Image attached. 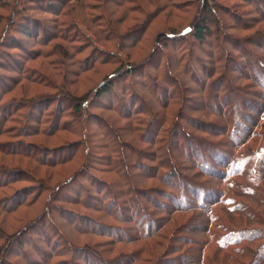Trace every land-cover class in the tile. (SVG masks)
Masks as SVG:
<instances>
[{
  "label": "rangeland",
  "instance_id": "374dc122",
  "mask_svg": "<svg viewBox=\"0 0 264 264\" xmlns=\"http://www.w3.org/2000/svg\"><path fill=\"white\" fill-rule=\"evenodd\" d=\"M77 1L0 0V147H6L4 153L22 149L29 153L33 146L50 152L46 160L74 152L70 162L52 168L39 164L37 158L0 153V186L5 193L3 196L0 191V264H126L131 255L145 260L141 237L150 230L154 232L153 223L157 222L160 228L150 234L171 233L166 239L153 240L169 246L160 264H205L210 258L221 264L226 255L225 264H264V235L260 232H264V206L258 199H248V195H232L225 180L217 178L223 168L215 165L213 154L204 156L207 151L201 149L200 155L195 146L197 141L208 144L224 140L228 147L214 152L219 155L217 160H222L226 152H237L234 144L240 143L232 137L210 139L201 130L219 134L222 128H228L230 133L232 125L227 121L233 120L239 124V139L250 120L244 115H254L248 107L258 110L264 104V0H208L214 6L207 14L200 11L206 0H82L85 11L75 8L72 13H79L81 26L76 19L63 17ZM56 18L80 27L68 30L65 41L64 26L58 27L62 30L53 27ZM108 22L117 31L116 41L104 40L109 31L100 26ZM202 23L208 27V35L200 43L187 31ZM60 46L68 49L69 58L64 51L59 52ZM99 56L110 63L99 64ZM112 57L124 64L121 70ZM186 62L190 72L183 69ZM65 68L67 74L65 70L61 73ZM84 68L89 69L83 72ZM31 72L33 76H28ZM112 74V90L99 97L93 94ZM27 78H45L65 92L29 83ZM215 80L224 87H213L212 91ZM228 86L238 93L228 92ZM211 91L219 97L208 103ZM170 95H174L171 101L167 99ZM180 95H184L183 104ZM86 97L89 103L82 102L86 106L69 122L82 127V139L71 133L49 135L52 129L38 134L40 125L50 129L57 122L60 109L68 111V98ZM148 107L158 113L151 122L152 132L157 124L159 127L160 118L164 121L162 130L179 125L177 137L172 138L181 148L182 155L174 152L179 167L167 155L168 137L162 131L158 136L142 137L144 128L138 126L141 131L134 132L122 116L133 109L145 112ZM263 113L258 116L259 129L254 134L263 132ZM139 118L148 120L141 114ZM261 139L258 136L244 141L238 153L252 152L258 157L257 166L264 170V152L258 148ZM75 143L79 144L76 150L70 148ZM159 146L162 149L158 152ZM160 160L177 172L180 168L181 177L188 178V182L205 162L203 175L195 182H209L211 190L224 192L230 202L235 198L242 212L236 213L233 220L226 208L212 207L216 194L204 197L185 190L177 193L172 189L177 179L166 176L165 180L170 171L161 169L159 175H163L155 176ZM118 171L133 176L129 177L130 181L133 178L132 185L152 198L146 201L132 188V193L126 194V182L118 180ZM148 173L155 178L144 179ZM11 174L17 182L12 183L15 178ZM15 191L21 192L27 203L14 202L20 207L4 211L3 198L9 202ZM180 193L187 205H193L182 215L174 211L185 203L179 200ZM133 194L135 201H141L140 206L131 205ZM172 197L177 199L173 202ZM200 205L205 206L204 210ZM246 206L257 209L258 214L250 217L254 220L245 216ZM108 208L119 217L114 219ZM143 209L149 218L145 219ZM169 214L172 219L167 223ZM140 216L145 220L138 224ZM213 217L216 221L211 223ZM121 218L130 220L118 221ZM217 225L221 229L213 228ZM235 229L256 233L229 232ZM251 235L260 237L246 241ZM217 238L238 245L225 246L237 251L219 250ZM173 245L180 251L169 254ZM162 250L155 248L159 255Z\"/></svg>",
  "mask_w": 264,
  "mask_h": 264
},
{
  "label": "trees",
  "instance_id": "16d2710c",
  "mask_svg": "<svg viewBox=\"0 0 264 264\" xmlns=\"http://www.w3.org/2000/svg\"><path fill=\"white\" fill-rule=\"evenodd\" d=\"M212 1H208L206 0L204 3H202L201 7H200V11L204 12L205 14L209 13V10L211 9L210 6H214V5H211ZM85 7L86 6H83V3H82V0H78L77 1V4L74 6V7H71L69 8L66 12V14L63 16L64 18H67V17H72L74 19L77 20V23L81 26V20L82 18L80 17L79 13L77 15H72V13L74 12L75 8H77V10L79 11V9L81 11H85ZM56 13V15L58 14V12H54ZM61 16V15H60ZM58 16V18L60 17ZM263 16V15H262ZM264 17V16H263ZM17 18V17H15ZM74 21V20H73ZM107 22V21H106ZM256 22V21H255ZM77 23H70V22H67L66 20H59L56 18V20L54 21V24H53V27L58 28L60 25L61 26H64L63 28H58L59 30L63 29V32L65 35L67 36H63L64 40L66 41L68 39V30H73L77 27H80ZM33 24V22L31 23ZM101 28L105 29L106 27V30H108V34H109V37H105L104 40H108V41H116L117 38H118V34H117V31L115 30V28H113L114 26H112L109 22L105 25V26H100ZM100 32H102L103 30H99ZM98 32V30H97ZM187 33H190L191 34V37L194 39V41H197V42H200V43H203L204 42V37L208 35V27L204 25V23H202V25L200 26H197V27H194V28H191V27H188V31ZM23 35H28L27 33L26 34H23ZM47 39H49V36L47 37ZM47 39H45V41H47ZM109 43V42H108ZM56 46V45H55ZM62 49H59V52L60 51H64L65 52V55L67 56V58H69V51L66 47H63V46H60ZM55 47H52V51H57V49ZM53 52H50L49 54H52ZM48 54V55H49ZM101 57V56H99ZM114 59L113 63L117 64L119 69L121 70L123 67H124V64L120 61V60H116L115 57H112ZM93 64H95V62L97 61H91ZM107 63H110V60L109 59H104V58H100L99 59V64L103 65V64H107ZM78 64V63H76ZM93 64H90L91 66ZM63 65V64H62ZM89 66V65H88ZM123 66V67H122ZM192 68V67H191ZM87 69L89 68H84L82 71H87ZM183 69L184 70H189V64L188 62H186L183 66ZM65 70V73H66V68L65 69H62L61 73ZM116 72V71H115ZM128 73V71H127ZM32 74H34V72H31L30 75L28 76H33ZM67 74V73H66ZM192 75V73H191ZM27 76V77H28ZM65 76V75H64ZM121 76H119L118 78H120ZM210 74L208 73L207 74V78H210ZM112 78H114V75H110V78L109 80L107 81V83L104 81V83H102L94 92L93 94L97 95L99 97V95H103V94H106L108 92H110L112 90ZM192 78H194V76H192ZM108 79V78H107ZM27 82L29 83H33V82H36L38 85H44V86H48L49 88H52V89H55V91H60L62 90L63 92H65L64 88L63 87H57L55 86L54 84H52L50 81H48L47 79L44 78L41 79L40 81H36L35 78H33L32 80H30L29 78H27L26 80ZM215 83V84H214ZM212 85V91H213V87H224L222 85V82H220V80H215L211 83ZM217 85V86H216ZM152 86H155V84H152ZM207 87L204 88L203 92L205 91ZM226 89V88H225ZM228 92L230 93H238L237 90L231 88L230 86H228L227 88ZM231 90V91H230ZM180 91L182 93H184V90L182 88H180ZM212 91L209 93V95L207 96L209 101L208 103L210 102H215L216 99L219 97H217V95L213 94L212 95ZM242 93V92H241ZM174 95H170V97L168 96L167 99L169 101L172 100V97ZM184 95H180L179 96V101L182 102V104L185 102L184 100ZM60 98V97H59ZM58 98V99H59ZM223 98V97H222ZM67 99V98H66ZM69 99V100H68ZM67 101L68 103V111L66 112L65 109H60L59 110V113H58V116L56 117V121L54 123V125L50 126V129H45V128H42V126L40 125L39 128L36 129V131H38V134H44V132L47 130H51L50 131V134L49 135H57L58 133H71V134H75L77 135V137H79L80 139H82L81 137V131H82V127H77L76 124L71 126L69 122H71V119L72 118H76V116L78 114H80L81 110L84 108V106H86L84 103L82 102H87L88 100V97L86 98H81V99H74V98H68ZM228 98H227V95L225 96V98L223 99L224 101H226ZM65 101V99H64ZM70 101V102H69ZM166 103V107L169 106L168 102ZM89 103V102H87ZM181 104V105H182ZM164 106V107H165ZM214 108V107H213ZM218 109V107L216 108ZM249 110H252L253 114L256 115L254 117L253 116H247V115H244L245 117H249L250 120H249V124H248V128H245L244 130V133L241 137H238L236 138V134H237V127H238V123L236 121H233V120H228L227 123H230L232 125V130L230 131V133H228V128L224 129L222 128L220 131H219V134L215 133V134H212L210 132H204L203 130H201L202 133H205L207 134L210 139L211 138H214V137H224V138H227L228 137H232L236 142L240 143L241 145L243 144L244 141L246 140H251L253 138H257L258 136L259 137H262V142L259 143L258 145H260V147H258L260 150H262L261 153L264 152V126L261 127V129L263 130V132L261 134H254L256 129H259V120H258V116L260 115V113H262V111L264 112V104H261L260 106V109L258 110H254L253 108H249ZM215 110V109H213ZM216 111V110H215ZM134 112V113H133ZM56 113V112H55ZM54 113V114H55ZM214 113V112H213ZM139 114L143 115L144 117H146L148 120L147 122H145V120L143 119H140L139 118ZM157 112H155L152 108L148 107L147 110H145V112H142L141 110H131V112L129 114H123L122 116L123 117H126L124 119H128L129 122L132 124L133 126V129H134V132H140L141 130H139L137 127L138 126H142L144 128V130L142 131V137L143 136H147V135H152L153 137L154 136H158L159 133L162 131L163 134H165L167 137H168V141H167V151H168V156H169V159H171L173 162H175L176 166L179 167L178 163L175 161V157H174V152H179V155H182L181 153V148L180 146L178 145L179 142L178 141H172V138L175 136L177 137V134H178V130H179V125H175V124H172L168 129H163L162 130V127H163V124H164V121L163 119L160 118V123H159V127H158V124L156 125V128L154 129V132H152V125H151V122L153 120V116L156 115L157 117ZM136 115V117H135ZM218 115V114H217ZM54 116V115H53ZM64 118H71L69 121H63ZM241 118H244L243 116H241ZM159 120V119H158ZM188 120V119H187ZM7 121H5L4 123H7ZM189 123H191L190 120H188ZM192 124V123H191ZM202 129V128H201ZM8 130H4V132H7ZM4 132H1V135L4 134ZM149 137V136H148ZM141 138V137H140ZM86 139V137H85ZM148 144H154L152 142H148ZM187 144L190 146V143L189 141L187 142ZM240 144H234V146L236 145V150L237 152H232V153H227L226 152V156L224 157L223 156V159L222 160H217L218 156L215 155V151H217L219 148L222 149V148H225V147H228V144L227 146H225V141L224 140H221L217 143H201L200 141H197L196 143V151H200L201 149L202 150H206L207 151V154H205L204 156L208 155V156H211V154H213L212 159L214 160V163L215 165H217L218 167L220 168H223L222 172H217L219 173L221 176H217V178H220L223 180H225V183L227 185V188L232 192V195H235L237 194L238 196L240 195H248V199L250 200H254L256 201L257 199L259 200L258 202L261 203L263 206H264V170H262L261 168H259L257 165H258V157L257 156H254L252 154V152L249 154L248 152H243V153H238L240 149ZM193 143L191 144V148L193 147ZM77 146H79V144L75 143L73 144L70 148H74L76 150ZM174 146H175V149H174ZM233 146V147H234ZM4 148L6 147H0V153L2 155H8V156H21L23 155V157H31V158H34V159H38V163L45 166V167H48V168H52V167H55V166H58V165H61V164H64V163H68L72 160V158L74 157V152H71L69 155L70 156H65V157H62V156H55L54 158L51 157L49 158L50 160H46L45 157L46 156H49L50 152L49 151H41V150H38L36 147H33L31 146V148H34L32 151L30 150V152H26L25 150H12L11 152L8 151L6 153H4ZM161 147L159 146L158 148V152L161 151ZM41 153V154H39ZM181 153V154H180ZM198 154H200L198 152ZM229 154V155H228ZM40 155V156H39ZM201 155V154H200ZM73 156V157H72ZM41 157V158H39ZM50 157V156H49ZM183 157L185 158L186 156L183 155ZM204 158V157H203ZM36 159V160H37ZM47 161V163H46ZM119 161V160H118ZM264 163V161H263ZM130 165V164H129ZM159 169L157 171V173L155 174V176H158L160 177L161 175L163 174H160V171L162 172L161 169H165V170H168L170 172H166L167 174H165V180H168L170 179V177L172 176L174 179H177V184L176 185H172V189H174V191H176L178 193V190L180 192H183V190L185 191H188L191 195H200V194H203L204 197H207L209 195H212V194H216V197L213 198V200L211 201L213 203V206H219L221 208H226L229 213H232V219L233 220H236L235 217H237V214L238 212H242L240 211V209L238 208L239 205H238V200L236 202L235 198H231L232 201L230 202L228 199V197L226 196V194L219 190L215 191V190H211V186L209 184V182H200V181H196V179H198L200 176H202L203 174L202 171L206 168L205 166V162H203L202 164H200L196 169L199 171L197 174L193 175L190 177V181L191 182H188L186 180H188V178H185L183 179L181 177V173L182 171L180 170V168L178 169V172L176 169H173L171 166H166L165 163H163L162 160H160L159 164H158ZM247 166L249 168H251V172L250 173H247ZM139 169V168H138ZM180 171V172H179ZM174 172H176L174 174ZM179 173V174H178ZM211 173V172H210ZM117 176H118V180L122 183H125L126 182V185L124 186V190H125V193L126 194H129V193H132V192H136L139 193L138 195L142 198V199H145L146 201H148V198H152L150 195H147L146 193H144L143 191L137 189L138 187H136V185H132V179L134 178L133 176H130V174H126V175H122L119 171L116 172ZM13 175V174H11ZM144 176V179H151V178H155L154 176H151L150 173H148V175H143ZM167 176V178H166ZM14 177V175H13ZM129 177H133L130 181ZM164 177V176H163ZM15 178V177H14ZM163 183L164 182V179L162 178L161 180ZM8 182H9V179H8ZM17 182L16 178L15 180H12V183H15ZM190 183H195L193 186H189L188 187V184ZM197 183V184H196ZM135 184V183H134ZM166 184V183H165ZM198 185L200 186L198 188ZM132 186V187H131ZM3 186H0V191H1V194L3 196H5V193L1 190ZM197 187V188H196ZM131 188H132V192H131ZM201 193H197L198 190H201ZM143 193V194H142ZM136 194H133L132 195V201L130 202L131 205L133 204L134 206L135 205H138L140 206V203L141 201L139 200V198L135 201V195ZM180 195V201L181 202H184L185 201V197L181 195V193L179 194ZM22 194L21 192H17L15 191L12 196H10V199H9V202L7 201V198H3L2 202H6V204L2 205V209L4 211H7V212H12L14 211L17 207H20V206H15L13 205L14 202L17 203V205H21L22 203L25 204L27 203V198L25 196H23L21 198ZM129 197V195H128ZM170 198L171 201L174 202V199H177V198ZM205 199V198H203ZM206 200V199H205ZM28 203H31L28 202ZM135 203V204H134ZM22 204V205H23ZM112 204V203H111ZM111 204H108V206H110ZM128 204V202H126V205ZM188 203H182L181 206H178L176 207V210H174L176 213H178V215H182V214H185L188 212V209L193 206V205H187ZM1 205V203H0ZM107 206V207H108ZM8 207V208H7ZM200 208L204 210L205 206L204 205H200ZM246 213H245V216L247 218H249L250 220H254L253 218H250V217H254L256 216L258 213H257V209H253L252 206H246ZM146 209V208H145ZM143 209L144 213H143V216H145V219L146 217L149 218V214H147L146 210ZM169 211H171V214L172 213H175L173 210L169 209ZM108 212H110L111 214H113V218L114 219H117L119 217L118 213H115L113 211H110V209L108 208ZM167 217V223L169 222V220H171L172 218H170V215ZM260 214V213H259ZM175 217V216H174ZM216 218H218V216H216ZM261 218V216H260ZM142 216H140L137 220V223L140 224L142 223L144 220H145ZM130 219L129 218H121L119 219L118 221H123V222H128ZM216 220L214 219V217L211 219V223H214ZM261 221L263 222L262 218H261ZM259 220V223L261 222ZM133 222V220H132ZM158 223V222H157ZM157 223H153V225L155 226V231L158 230L157 228H160L159 224ZM214 229H221V226L220 225H217V226H213ZM150 229H151V226H150ZM236 231H229V232H232V233H240L242 234V232L244 231H249V232H254L256 233V230H242V229H235ZM154 231V232H155ZM150 230V232L147 233V235H145L144 237H141L142 241H144V248H143V252L146 254L145 257L147 259H142L141 256H130V258L127 259L126 261V264H160L161 262V258L163 256H165L166 254H163L164 252L163 251H166V247L169 248V246H166L164 247V244H160L159 242H156V241H153L154 239H157L158 237L160 238H167V235H170L171 233H167V235H164V236H161L164 234V232L162 231L161 234H159L157 236V234H150V233H154ZM258 232V231H257ZM261 235L263 234L264 235V232L261 231ZM259 233V232H258ZM246 234V233H244ZM213 237V235H212ZM258 237L260 236H256V235H251L250 239L246 240V241H255L258 239ZM175 238V237H174ZM2 240L4 238H1ZM179 239H183V238H179ZM146 241H149L150 243H146ZM188 241V240H187ZM133 242V241H132ZM131 242V243H132ZM186 243H194V242H186ZM216 243H217V247H219L218 249L219 250H224V249H230V251H237V250H233L232 248H227L225 246H236L238 247V245L236 244H229V243H226V242H223L222 240H220V238H217L216 240ZM196 244V243H194ZM239 244V243H237ZM156 247H161L162 250V254H157V252H155V248ZM235 248V247H233ZM146 251V252H145ZM180 250H179V246H175L173 245L172 246V250L169 252V254L171 253H178ZM168 253V252H167ZM217 254V253H216ZM219 254V253H218ZM216 256V255H215ZM220 257V255H219ZM218 257V258H219ZM227 257V255H226ZM225 257V258H226ZM223 257V259H225ZM222 259V258H221ZM222 259V262L221 264H225V261H223ZM218 260V259H217ZM216 260V261H217ZM187 261V260H186ZM201 261H202V258H201ZM200 261V263H201ZM216 261H213L211 258L210 259H207L205 264H219L217 263Z\"/></svg>",
  "mask_w": 264,
  "mask_h": 264
},
{
  "label": "built area",
  "instance_id": "2783aa9c",
  "mask_svg": "<svg viewBox=\"0 0 264 264\" xmlns=\"http://www.w3.org/2000/svg\"><path fill=\"white\" fill-rule=\"evenodd\" d=\"M261 119H262V120H264V113H263V114H261Z\"/></svg>",
  "mask_w": 264,
  "mask_h": 264
}]
</instances>
